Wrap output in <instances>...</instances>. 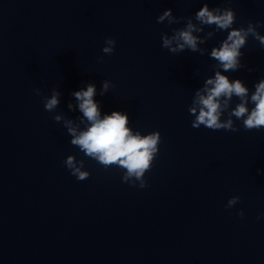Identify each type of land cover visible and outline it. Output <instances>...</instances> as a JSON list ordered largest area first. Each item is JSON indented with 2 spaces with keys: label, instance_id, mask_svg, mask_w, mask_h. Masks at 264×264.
Masks as SVG:
<instances>
[{
  "label": "clouds",
  "instance_id": "1",
  "mask_svg": "<svg viewBox=\"0 0 264 264\" xmlns=\"http://www.w3.org/2000/svg\"><path fill=\"white\" fill-rule=\"evenodd\" d=\"M195 18L202 24L215 25L218 29L229 30L227 39L223 41L221 47L219 49L214 48L211 53L212 58L219 62L224 72L237 71L246 67V65L241 64L238 58L243 55L241 49L245 46L247 37H253L259 41L261 47H264V35L257 31L262 26L261 23L253 24L249 22L246 28H235L233 25L236 14L231 8L225 9L221 14L219 8L210 11L205 3L197 11ZM165 19H168L169 24L174 22L175 18L172 17L171 9H167L163 15L158 16L157 22L163 23ZM196 30L195 25L189 22L186 29L177 31L171 39L167 36L162 37V47L169 49L172 53L183 51L186 46L193 52L200 51L197 48L198 38L192 35L193 31ZM174 40L177 41L176 48L171 47ZM105 44L107 46L103 47L102 51L105 54H112L116 41L113 38H107ZM248 71L251 72L253 69L249 68ZM209 85L211 87H208ZM107 88L108 82L105 81L103 91H106ZM95 92V86L89 84L86 90L73 93L80 102L79 109L90 122V126L86 131L80 132L79 135L76 134L75 128L69 127L68 131L74 137L71 144L79 146V149L86 155L96 158L105 166L118 163L121 167L127 169V176L134 175L137 180L141 181L140 187H146V181L141 180V178L144 176L145 170L149 169L153 154L158 151L157 144L161 140L160 132L157 131L146 137L133 136L126 128L127 115H122L119 111H113L110 116L105 115L101 119L98 105L93 100ZM204 92L206 93L204 95L199 91L196 94L200 109L192 122L193 128H199L203 125L211 130L238 131L231 119L224 122L220 120L224 108L227 107L228 101L231 100L233 95L239 97L241 102L232 111L231 115L237 119H242L246 130L264 128V79L256 84L255 92L251 95L250 99L254 104L251 111L246 106L248 103V88L244 86L240 79L230 81L227 76L217 71L214 78L207 79ZM36 93L39 95L40 90L37 89ZM57 96L58 93L54 91L52 97L46 99L44 106L47 111L53 110L58 105ZM222 97L224 98L223 107L221 105ZM190 111L192 114H196V108H192ZM54 119L59 121L61 118L56 116ZM68 123L70 124V122ZM65 164L71 175L75 176L78 181L86 180L89 177L87 172H83L75 166L73 157L69 156ZM127 176L125 179H127ZM239 199L240 197L233 196L228 200L226 207H233ZM238 215L242 217L243 211L238 212Z\"/></svg>",
  "mask_w": 264,
  "mask_h": 264
}]
</instances>
